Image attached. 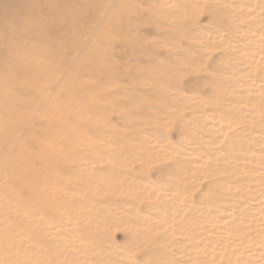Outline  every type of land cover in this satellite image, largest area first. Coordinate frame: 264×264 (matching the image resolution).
I'll use <instances>...</instances> for the list:
<instances>
[{
    "label": "rangeland",
    "instance_id": "rangeland-1",
    "mask_svg": "<svg viewBox=\"0 0 264 264\" xmlns=\"http://www.w3.org/2000/svg\"><path fill=\"white\" fill-rule=\"evenodd\" d=\"M8 67L0 125L44 144L0 209L24 262L264 264V0H0Z\"/></svg>",
    "mask_w": 264,
    "mask_h": 264
},
{
    "label": "bare ground",
    "instance_id": "bare-ground-1",
    "mask_svg": "<svg viewBox=\"0 0 264 264\" xmlns=\"http://www.w3.org/2000/svg\"><path fill=\"white\" fill-rule=\"evenodd\" d=\"M104 13V11H103ZM102 13V14H103ZM106 15V14H105ZM109 17V16H108ZM114 18V17H113ZM112 18V19H113ZM105 19V18H102ZM109 19V18H108ZM107 19V20H108ZM119 19V18H118ZM115 20V19H114ZM111 21V20H110ZM117 21V18H116ZM102 22V21H101ZM100 22V23H101ZM106 22V21H105ZM117 23V22H116ZM114 24V23H112ZM104 25V24H102ZM109 25V22H108ZM107 25V26H108ZM106 26V25H105ZM255 34V33H254ZM9 44V43H7ZM12 46V45H11ZM20 46V45H19ZM8 47V46H7ZM16 47V46H15ZM10 50H12L10 48ZM16 50V49H15ZM27 50V49H26ZM25 50V51H26ZM8 51V50H7ZM12 52V51H11ZM14 52V51H13ZM18 53V52H17ZM25 53V52H24ZM19 54V53H18ZM9 56V54H7ZM13 56V55H12ZM14 59L18 58L22 61H24L23 58L20 57V55H16L14 54ZM12 59V58H11ZM16 60V59H15ZM13 61V60H12ZM23 68L19 71L24 72V70H26L29 66L26 64H22ZM21 65V66H22ZM8 72L10 71V68L8 67V69H6ZM10 73V72H9ZM13 72H11L10 74H8V76H0V117H7V120L9 119L8 117L11 115H23L25 113V109H27L28 107V101L27 100H23V99H18L17 93L20 92V94H25L27 93L28 89H30L27 85H23V84H17V82L15 81L16 79L13 77V75H11ZM52 73V72H51ZM54 75V73H53ZM45 78V77H44ZM43 78V79H44ZM50 78V77H49ZM52 79V78H50ZM49 79V80H50ZM47 80V79H46ZM16 82V83H15ZM47 82V81H46ZM45 82V83H46ZM56 82V81H55ZM12 83H15L14 85ZM51 83V82H50ZM54 83V82H52ZM12 84V85H10ZM37 84V83H36ZM38 85V84H37ZM44 85V84H43ZM11 87H14V89H16L15 94L13 96L12 93H10L11 91H9V89H11ZM33 88V87H32ZM39 88V87H38ZM50 88V87H49ZM57 88V87H56ZM34 89V88H33ZM45 89V88H44ZM36 90V88H35ZM55 90V89H54ZM7 91V92H6ZM43 91V89H42ZM52 91V90H51ZM13 92V91H12ZM47 92V91H46ZM36 93V92H35ZM45 93V92H44ZM52 93V92H51ZM38 94V93H37ZM47 94V93H46ZM50 94V93H48ZM49 96V95H47ZM46 96V97H47ZM52 96V95H51ZM50 96V97H51ZM55 96V95H54ZM40 98V102L38 101L35 106L36 108H38L37 110L40 111L41 108V104L45 101V97L43 95L40 94L39 96ZM30 98V97H29ZM57 98V97H56ZM55 98V101L57 100ZM50 99V98H49ZM49 99H47L49 101ZM33 100H38V99H33ZM52 100V98H51ZM53 101V100H52ZM31 103V101H29V104ZM56 104V103H55ZM48 105V109H50V115L52 116L54 114H56L57 112L54 113L53 111V103L51 101H49ZM34 106V105H33ZM32 106V107H33ZM46 105H44L45 107ZM28 110V109H27ZM33 110V109H32ZM55 110V109H54ZM31 111V110H29ZM42 111V110H41ZM29 113V112H28ZM37 115V114H36ZM47 115V114H46ZM48 116V115H47ZM37 117V116H36ZM57 116H55L54 118H56ZM17 118V117H16ZM53 118V119H54ZM38 119H42L39 115ZM47 119V118H46ZM92 119V118H91ZM6 120V121H7ZM47 121V120H46ZM51 120H49L50 122ZM57 121V120H56ZM20 122H26L23 118H20ZM212 122V121H211ZM3 127H1L0 125V209H5L6 208V202L4 203V201L7 200H14L15 204L17 208H22L24 209V205L23 203H25L26 201L22 202L21 201V195L23 190H26L25 188L28 187V183L29 180L32 182H36L37 181V175H39V170H38V166H36V163H40V159L42 158V152L44 151L42 148V144L40 139H38L37 136H35V134L38 133L39 129L36 126L35 129L29 134L30 137H28V142L22 140V136L21 134L24 132V128L25 126L21 123H17L13 126H10L8 124H6L5 122L3 123ZM58 124H56L57 127ZM219 126V125H218ZM220 128V127H219ZM218 128V129H219ZM9 129V130H8ZM217 129V130H218ZM8 130V131H7ZM41 130V129H40ZM44 130V129H43ZM19 133V134H17ZM55 133V132H54ZM23 135V134H22ZM53 135V134H52ZM47 136V135H46ZM49 138V137H48ZM48 140H51V138H49ZM46 141V140H45ZM57 141V139H56ZM54 142V141H53ZM52 142V143H53ZM28 143H30V145H28ZM51 143V144H52ZM50 144V143H48ZM48 146V145H47ZM56 146V144H55ZM33 149L34 152L33 154L30 152L31 150L29 149ZM49 149H53L50 147H48ZM50 151V150H49ZM47 152V151H46ZM51 152V151H50ZM48 153V152H47ZM45 154V153H44ZM49 154V153H48ZM51 155V154H50ZM58 155V154H57ZM47 156V155H46ZM44 156V157H46ZM56 157V155H55ZM48 158V157H47ZM58 158V157H57ZM49 160V159H48ZM57 159H55L56 161ZM44 161V160H42ZM47 161V160H46ZM50 161V160H49ZM60 161V160H59ZM40 165V164H39ZM43 166V164H42ZM43 169V168H42ZM53 169V168H51ZM30 173V174H29ZM50 176V174H48ZM48 175H47V180H48ZM41 177V176H40ZM28 178V179H27ZM46 178V177H45ZM41 179V178H40ZM51 179V178H50ZM39 180V179H38ZM52 180V179H51ZM50 183V182H49ZM33 184V183H32ZM31 184H29L30 186ZM30 187H34V185L30 186ZM40 187V186H39ZM37 187V188H39ZM42 188V187H41ZM40 188V189H41ZM29 192V191H27ZM33 192V191H32ZM26 194V193H25ZM34 194V192H33ZM36 194V193H35ZM28 195V194H27ZM41 195V193H40ZM31 196V195H30ZM38 196V195H37ZM41 197V196H40ZM29 197H27L28 199ZM26 199V200H27ZM159 199V197H158ZM35 202V201H34ZM40 202V201H38ZM29 206V203H27ZM14 205V204H13ZM35 206V205H34ZM16 207L14 211H8L7 209V213H10V216L13 218V220L17 219L15 217L16 212H19L17 210ZM37 207V206H36ZM40 207V206H39ZM10 208V207H9ZM12 208V210H13ZM26 208V207H25ZM29 209V208H28ZM36 209V208H35ZM6 210V209H5ZM5 210H3V212H5ZM26 210V209H25ZM27 211V210H26ZM22 212V211H21ZM39 212V211H38ZM23 213V212H22ZM21 213V214H22ZM27 213V212H24ZM32 213V212H31ZM28 213V214H31ZM36 213V212H34ZM17 214V213H16ZM40 214V213H38ZM9 215V214H8ZM20 215V214H19ZM25 215V214H23ZM37 215V214H36ZM19 217V216H18ZM21 218V217H20ZM27 218V217H26ZM23 219V218H22ZM25 219V218H24ZM23 219V220H24ZM28 219V218H27ZM8 220V219H7ZM26 220V219H25ZM29 220V219H28ZM31 220V219H30ZM4 221V220H3ZM9 221V220H8ZM7 222V221H6ZM5 222V223H6ZM13 222V221H12ZM11 222V223H12ZM22 222V221H21ZM35 222V221H34ZM0 223L2 224V222L0 221ZM20 223V222H19ZM23 223V222H22ZM33 223V222H32ZM10 224V223H9ZM24 224V223H23ZM22 224V225H23ZM34 224V223H33ZM32 224V225H33ZM39 224V223H38ZM11 225V224H10ZM17 225V224H16ZM25 225V224H24ZM7 226V225H6ZM4 227V224H3ZM14 227V226H13ZM24 228V227H23ZM93 228V227H92ZM26 229V228H25ZM30 230V229H29ZM35 230V228H34ZM56 231V230H55ZM25 232V231H24ZM35 232V231H34ZM37 232V231H36ZM55 233V232H54ZM38 234V233H37ZM10 236V237H9ZM34 236V235H33ZM18 235L13 234V231L11 230V228L7 227V228H3L0 230V264H23L26 263V261L24 262V253H22V242H20L21 240L18 239ZM7 238L9 239L8 241L9 244H7V241L5 242V240H7ZM5 239V240H4ZM18 239V241L16 240ZM22 239V238H20ZM244 240V239H243ZM242 240V241H243ZM242 244V243H241ZM18 245V246H16ZM25 245V244H24ZM243 245V244H242ZM24 249V247H23ZM25 250V249H24ZM26 260V259H25ZM27 264V263H26Z\"/></svg>",
    "mask_w": 264,
    "mask_h": 264
}]
</instances>
